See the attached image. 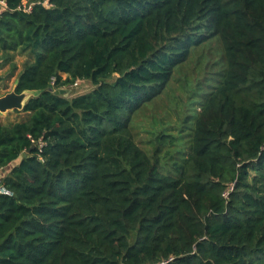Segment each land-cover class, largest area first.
<instances>
[{"label":"trees","instance_id":"16d2710c","mask_svg":"<svg viewBox=\"0 0 264 264\" xmlns=\"http://www.w3.org/2000/svg\"><path fill=\"white\" fill-rule=\"evenodd\" d=\"M2 1L0 264H264V0Z\"/></svg>","mask_w":264,"mask_h":264},{"label":"rangeland","instance_id":"374dc122","mask_svg":"<svg viewBox=\"0 0 264 264\" xmlns=\"http://www.w3.org/2000/svg\"><path fill=\"white\" fill-rule=\"evenodd\" d=\"M27 59H28V57L23 56V55H17L15 57V63L17 64L18 69L15 72V75L13 77L5 79L1 83V87H2L1 93L3 95L13 90L14 85H15V80L17 79L19 72L23 69V65ZM2 62L3 61H0V75L3 78H6L10 74L11 68H10L9 64L5 65L4 67H1ZM92 89H93V86L89 82H79L77 85L74 84L73 86H69L67 88H64V90L67 91L66 93L69 94L70 96L86 94V93H89ZM9 114L10 113H8L7 115H4L6 121H10L11 118L18 119L17 116H20V118H22V116H24L23 118L26 117L25 114H18V113H12L10 115ZM8 115H9V117H8ZM172 133L176 135L177 131H173ZM143 134L145 135L144 137H146V133L143 132Z\"/></svg>","mask_w":264,"mask_h":264},{"label":"water","instance_id":"95a60500","mask_svg":"<svg viewBox=\"0 0 264 264\" xmlns=\"http://www.w3.org/2000/svg\"><path fill=\"white\" fill-rule=\"evenodd\" d=\"M18 85V80L15 82L12 91L6 93L0 97V114L7 115L8 113L15 111H23L28 103V101L35 96L40 94L39 91L26 90L22 93H17L16 88ZM53 89V86H51ZM67 91L62 89L59 91L61 94H65ZM35 148V146H33Z\"/></svg>","mask_w":264,"mask_h":264},{"label":"built area","instance_id":"2783aa9c","mask_svg":"<svg viewBox=\"0 0 264 264\" xmlns=\"http://www.w3.org/2000/svg\"><path fill=\"white\" fill-rule=\"evenodd\" d=\"M0 5L6 6L5 1L0 2ZM33 5L34 4H28L27 2H25L22 6V10H24L25 12H30L32 10ZM77 84L78 83H76V85ZM42 145H43V143H40L39 147H42ZM1 195L12 197V196H14V193L10 189H8L6 186H4L3 184L0 183V196ZM225 196H228V193L225 194Z\"/></svg>","mask_w":264,"mask_h":264},{"label":"crops","instance_id":"0c3cea01","mask_svg":"<svg viewBox=\"0 0 264 264\" xmlns=\"http://www.w3.org/2000/svg\"><path fill=\"white\" fill-rule=\"evenodd\" d=\"M2 9H3V6L0 5V11H2ZM16 81H17V79L15 80V82H16ZM4 95H5V94H4ZM12 113H15V112H11L10 114H12ZM10 114H9V115H10ZM9 115H8V117H9ZM17 117H18V119H16V118H11L10 121H6V120H5V116L2 115L1 123L4 124V123H9V122L20 121L24 116H22V118H20V116H17Z\"/></svg>","mask_w":264,"mask_h":264}]
</instances>
